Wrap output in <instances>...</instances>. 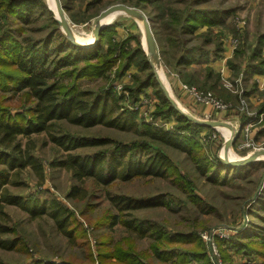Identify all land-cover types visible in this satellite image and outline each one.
<instances>
[{
	"label": "rangeland",
	"instance_id": "obj_1",
	"mask_svg": "<svg viewBox=\"0 0 264 264\" xmlns=\"http://www.w3.org/2000/svg\"><path fill=\"white\" fill-rule=\"evenodd\" d=\"M54 1L42 0L51 17L40 12L41 10L37 8L32 12L26 24L20 21V23H14V29L19 32L13 38L18 43L23 37L41 39L52 29L58 30L66 37L57 22L58 14ZM58 1L61 7L65 6L67 8V11L63 12L71 33L80 40L90 38L94 19L111 6L125 5L144 14L149 20L158 52V67L156 70L158 80L179 108L186 111L188 110L187 99L177 89L176 82L180 80L184 85L204 92V90L197 87L198 85H188L189 78L187 75L205 76L204 69L208 67L203 65H206L207 61H215L219 57L223 58L227 44L233 38L238 39L236 53L233 52L235 54L230 53L225 56L229 60H225L224 57L221 61L225 63L228 60L227 64L229 61H233V63L241 64L244 67L245 65H242V62L244 60L246 64L250 62L248 58L255 49L257 41L264 38V0H146L145 3L138 0ZM193 1L196 2L192 5ZM186 7L193 9L192 11L207 10L213 11L214 14L219 12L227 15L223 16L221 23L210 27L209 40L203 37L207 34V26L197 29L190 35H182L180 32L175 35V26L181 30L179 27L180 21H183L181 13ZM175 12L177 13L175 14ZM173 17L178 19L179 22L172 21ZM218 17L220 16L218 15ZM102 23L112 25V29L105 35L103 50L106 48L115 49L131 37L128 46H126V52L129 53L123 54V58L119 61L116 60L113 67L105 74V78L86 76L82 80L76 81L75 84H77L79 90H88L92 93L100 90L103 91V95L104 92H110L114 97L110 96L105 101L107 109L111 108L114 112L111 115L108 114V117L115 116L118 113L116 110L119 106L123 108V111L134 113L138 128L142 124H148L167 131H174L177 123L174 118L163 119L154 115L157 99L154 95L156 90L153 87L146 90L147 96L140 95L139 101L134 105L129 103L128 92L124 91L125 86H133L135 83L133 74L139 79L146 75V72L141 73L138 71L139 60L143 59L148 65L149 72H152V67L148 62L151 56L148 54L140 26L121 12L110 14ZM120 25L126 28H122ZM176 41H184L180 51L175 48V46H178ZM138 48L141 49V54L133 61L126 74L121 77L120 71L125 57ZM103 50L98 53V59H106L102 57ZM184 51L193 58L194 61L190 64L193 66L192 68H186L177 79L175 77L178 75L175 68V59ZM116 55L117 52L111 53L108 58H116ZM199 55L202 57L199 58ZM263 55L264 47L260 57L264 58ZM95 59L93 58L91 62ZM85 63L77 62L76 68ZM2 69L6 72L8 68L4 66ZM74 74L76 73L74 72ZM263 74L264 72L259 75ZM249 77L250 79L245 81L241 71L236 76L231 72L229 76L219 80L222 89L229 90L228 92L224 89L230 93V96H237V104L233 102L232 98L225 99L220 96L217 91L211 89L205 91L210 93L216 101L229 106L225 112L232 111V113H236L238 110L242 112L241 107L246 106L244 111H247L248 115L255 119L252 121L253 128L248 138L245 139L239 136L237 141L224 152L225 139L231 136V132L228 130L202 128L181 133L182 135L188 133L191 136L189 143H195L211 160H214L215 156L221 163H223V160L238 161L259 150H264V87H259L251 78L252 75ZM153 78L162 91L157 78L155 76ZM64 84L69 86L73 84V81L68 78V80H64ZM256 90L262 92L256 97H260L263 103L250 106V104H247V96ZM246 91L249 94H246ZM23 96L20 92L13 93L0 89V108L10 111L11 114L26 111V109L33 106V102H26ZM224 99L228 101H224ZM262 108L263 111L261 110L262 112L258 113ZM224 121L227 122L228 120ZM232 126L236 125L232 124ZM59 127L72 134L108 138L123 143L141 138L135 131H120L101 125L85 130L60 122ZM21 144L22 146L27 144L32 149V154L38 157L43 164L42 178L38 179L33 171L26 168L14 179L17 182L16 186H8L9 191L24 199H38L39 202H43L54 198L63 204L70 213V230L73 232L74 241L72 242L60 235L46 216L30 219L28 214L20 208L8 206L6 211L10 215L11 224L14 226L16 233L23 237L26 251L0 250V260L5 264H27L36 259L65 264H123L120 261V258H124L121 254L122 251H129L133 258H136L141 264L185 263L184 260L180 259L163 262L157 260L154 255V249L162 247L167 249L168 252L173 247L191 251L192 248L189 245L175 243L176 238H173L172 244L157 245L152 243L148 237L139 238L137 234L127 231L122 225H114L112 228L106 227L108 224H105V222L112 216V213H116L106 198V194L127 195L138 199L159 197V200L164 201L167 207L159 205L131 213L140 221H149L171 237H174V233L176 235L177 233L188 234L192 232L198 236L213 229L227 228L232 229L233 232H242L248 231L256 225L250 241H242L246 244L239 247L237 251L228 248H225L224 251L219 249L220 259L222 264H264V220L259 221L257 218L252 217L253 213H256V206L254 203L252 204L255 195L258 193V195L260 194L259 197L264 198V156H258L254 161L241 166L236 172L233 170L226 172L225 177L227 180L223 184H211L206 180V176L204 177L197 172L196 166L191 163L184 152L159 146L156 148L171 161L170 178H138L128 182L116 180L109 186H95L86 181L84 183L85 198L71 200L66 197L71 187L75 185V182L70 178V173L64 169L51 168L50 166V163L54 159L60 158L62 154L47 141L43 134L32 135L29 139H21ZM85 151L91 152L93 150L86 149L80 153ZM223 173L224 171L218 172L217 179L220 180L224 176ZM178 176H181L182 179L179 181L180 185L175 183V178ZM260 230L263 234L259 236L260 233L258 232ZM199 242L205 246L202 251L206 253L210 264L206 245L200 238ZM196 252L201 253L198 250ZM186 261H190L187 264L204 263L203 260L199 262L189 258Z\"/></svg>",
	"mask_w": 264,
	"mask_h": 264
},
{
	"label": "trees",
	"instance_id": "obj_2",
	"mask_svg": "<svg viewBox=\"0 0 264 264\" xmlns=\"http://www.w3.org/2000/svg\"><path fill=\"white\" fill-rule=\"evenodd\" d=\"M138 1L147 2L146 0ZM194 2L196 1H193L192 5ZM15 7L17 9H14ZM37 8L41 10L40 12L51 17L42 0H0V89L13 93L20 92L21 95H24L23 98L26 102H33V106L29 109L15 114L0 108V250L26 251L23 237L16 233L11 224L10 215L6 211L8 206L20 208L28 214L30 219L46 216L60 235L74 241L73 232L70 230V213L63 204L54 198L43 202H39L38 199H24L9 191L8 186H16L17 182L14 179L26 168L33 171L38 179L42 178L43 164L38 157L32 154V149L27 144L25 146L21 144V139H29L32 135L43 134L47 141L62 154L60 158L54 159L50 166L51 168L64 169L70 173V178L75 182V185L71 187L66 197L71 200L85 198L84 183L86 181L95 186H109L116 180L128 182L138 178H170L171 161L156 148L159 146L184 152L191 163L196 166L197 172L206 176V180L211 184H223L227 180L226 172L229 170L236 172L240 169V167L221 163L215 156L214 160H211L195 143H189L191 136L188 133L187 135L181 134L187 130L192 132L204 127L190 123L170 106L143 59L139 60L137 67L139 72H146L145 77L139 79L133 74L135 81L133 86L124 87V91H127L129 95V103L136 104L140 95L147 96L146 90L153 87L156 90L154 95L157 99L155 117L174 118L177 122L175 130L167 131L148 124H142L138 128L134 113L123 111V108L119 106L116 110L118 113L113 117H108V114L111 115L114 111L111 108L107 109L105 100L114 96L110 92H104L103 95V91L100 90L94 93L88 90H79L75 82L86 76L105 78V74L113 67L116 60L119 61L123 58V54L129 53L126 52V46H128L131 37L115 49L106 48L103 50L105 35L112 29V26H109L101 30L99 40L94 46L81 48L70 43L58 30L52 29L41 39L23 37L18 43L13 38L19 32L14 29V23L26 24L32 12ZM62 9L64 12L67 11L65 6H62ZM192 10L189 7L182 10L183 21H180L179 26L181 30L175 26V35L178 32L182 35H190L197 29L207 26V34L203 37L209 40L210 27L221 23L223 16L227 15L219 12L214 14L213 11L207 10ZM173 20L178 21L175 17ZM183 43L184 41L178 42V46L175 48L180 51ZM263 47L264 38L257 41L255 49L248 58L250 62L245 63L244 67L241 64L233 63V61H229L227 64L228 59L226 64L232 74L236 76L242 71L245 79L250 75H259L264 72V58L260 57ZM102 50L104 51L102 57L106 59L97 58L98 53ZM115 52H117V57L109 59L108 55ZM234 52L236 53V51ZM59 53L61 54L59 55ZM140 54L141 49L138 48L125 57L120 71L121 77L126 74L130 65ZM201 57L199 55V58ZM93 58L96 59L91 62ZM193 61V58L185 51L179 55L175 59L178 75L182 74V72L180 73L182 68L190 65ZM77 62L86 63L76 68ZM4 66L8 68L6 72L2 69ZM68 66L72 67L61 69ZM204 71L205 76L202 79H199L198 74L187 75L189 78L187 84L198 85L197 87L204 91L210 89L217 91L220 96L225 99L232 98L233 102L237 104V96H230L229 91L226 92L225 88L222 89V85H219L220 76L215 75L208 68ZM68 78L73 81V84L69 86L64 84V80H68ZM218 85L219 88H217ZM225 99L224 101H228ZM261 110L263 111V108L258 113L262 112ZM245 119L247 120V117L244 116L241 124H244ZM60 122L85 130L101 125L120 131H135L141 138L123 143L108 138L72 134L59 127ZM86 149L93 151L80 153ZM220 171H224V176L219 180L216 175ZM180 177L175 178V183L178 185L182 180ZM257 195L252 200V204L254 203L256 206V213H253L252 217L262 221L264 220V198L259 197L260 194ZM106 198L116 212L112 213V216L105 222L108 224L106 227L122 225L127 231L137 234L139 238L148 237L152 243L157 245L172 244L171 241L176 238L175 243L189 245L192 248L190 251L173 247L170 252L163 247L154 249L157 260L167 262L180 259L184 260V264H187L190 261L187 262L186 259L189 258L199 262L203 260V264H209L206 253L202 251L205 246L203 243L200 244L196 233H177L176 235L174 233V237H171L149 221H140L132 215L133 211H141L159 205L166 206V203L160 201L159 197L138 199L127 195L106 194ZM255 227L256 225L248 231H234L228 239L217 240L220 251H224L225 248L237 251L239 247L246 244L242 241H250ZM258 233H260L259 236L263 234L262 230ZM121 254L124 257L120 258L123 264H141L140 261L133 258L129 251H122ZM0 264L5 263L0 260ZM27 264L65 263H52L36 259Z\"/></svg>",
	"mask_w": 264,
	"mask_h": 264
},
{
	"label": "water",
	"instance_id": "obj_3",
	"mask_svg": "<svg viewBox=\"0 0 264 264\" xmlns=\"http://www.w3.org/2000/svg\"><path fill=\"white\" fill-rule=\"evenodd\" d=\"M54 3H55L56 11L58 14L57 22H58L59 26L61 27V29L63 30L66 38L68 39V41L70 43H72L78 47H81V48L92 47L98 42L99 34H100L101 30L105 27L110 26L108 24L102 23L103 20L107 16H109L110 14L117 13V12H122L125 15H127L129 18H131L133 21H135V23H137L141 28V32H142L143 38L145 40V44L147 47L148 54L151 56V59H149L148 62L150 64V66L152 67L153 75L158 80L157 71H156L157 67H158V58H159L158 52H157V48L155 45L154 36L151 32L149 20L144 16V14L137 11L135 8H131V7H128L125 5L111 6V7L107 8L106 10L102 11L99 14V16H97L94 19L90 39L89 40H85V39L80 40V39H77L76 37H74L73 34L71 33V29L69 27V24H68L66 18H65L63 9H62L59 1L55 0ZM158 82H159V85L161 86L162 92H163L166 100L170 104V106L176 112H178L182 117H184L186 120H188L190 123L197 125V126H200V127H204V128L225 129V130H228L231 132V136L226 139V141L223 145L224 152H226L228 150V148H230L237 141V139L239 138L240 132L243 128V125L241 123H237L236 126H232V124L229 121L225 122V121L202 120V119L194 118L191 115H189L187 112H185L181 108H179V106L175 103V101L169 95L166 88L161 84V82L159 80H158ZM258 156H264V150H259L255 153H252L242 160H238V161H225V160H223V163L226 165H229V166H233V167H241V166H244V165L254 161Z\"/></svg>",
	"mask_w": 264,
	"mask_h": 264
},
{
	"label": "built area",
	"instance_id": "obj_4",
	"mask_svg": "<svg viewBox=\"0 0 264 264\" xmlns=\"http://www.w3.org/2000/svg\"><path fill=\"white\" fill-rule=\"evenodd\" d=\"M237 46H238V39L237 38L230 39L226 47V52L224 51L223 58L229 55L230 53H233L238 48ZM226 59H229V58L225 57V60ZM220 74L222 75V72H220ZM254 81L256 82V84L259 85V87L263 88L264 87V74L256 76L254 78ZM180 92L182 94L188 95L195 104L200 105V106L211 107L213 110L217 112L225 111L229 107L225 104H221L219 101H216L210 93L205 92V91L204 92L197 91L195 88L191 86H186L183 84L180 87ZM244 107L246 106L243 105L241 107L242 111H244ZM206 119H208V117ZM253 120L255 119L251 116L246 126L242 128L240 135H239L241 138H245V139L248 138L251 132V129L253 128V124H252ZM232 233H233V230L230 228H227V229H213L209 232L198 235V237L206 245L207 254L209 256L211 264H222L221 259H220V254H219V247H217L218 245L216 241L219 239H228Z\"/></svg>",
	"mask_w": 264,
	"mask_h": 264
},
{
	"label": "crops",
	"instance_id": "obj_5",
	"mask_svg": "<svg viewBox=\"0 0 264 264\" xmlns=\"http://www.w3.org/2000/svg\"><path fill=\"white\" fill-rule=\"evenodd\" d=\"M122 13V12H121ZM127 16V15H126ZM128 17V16H127ZM129 18V17H128ZM126 22H129V21H126ZM105 24V23H104ZM110 26H112L111 24H108ZM122 28H126L125 26L123 25H120ZM130 31V30H129ZM226 52V50H225ZM223 58H219V59H216L215 61H209L207 62L206 65H203V66H207L208 69H210L215 75H219L220 76V79H224V77H227L229 76V74L232 72L231 70H229V68L224 65L225 63L222 62ZM246 63V61L244 60L242 62V65H244ZM193 65H188V66H185L184 68H182L181 72L183 73L184 70H186V68L188 69V67H191L192 68ZM205 70V69H204ZM220 72H222V75L220 74ZM179 76L180 75H177L175 76L177 79H179ZM256 76H259L258 74H255L254 76L252 75V79H254ZM203 76H200L199 79H202ZM250 77H246L245 78V81L246 80H249ZM177 84V89L179 90L180 92V87L183 85L182 82H180V80L178 82H176ZM220 85V83H219ZM217 86V88H219L220 86ZM222 85V84H221ZM227 90V89H225ZM229 91V90H227ZM181 93V92H180ZM245 93H248L247 91ZM257 93V94H256ZM262 92H260V90H256L255 92L249 94L247 96V101L248 103L247 104H250V106H256L260 103H263L262 100L260 99V97H256V96H259ZM182 94V93H181ZM184 95V96H183ZM182 96L183 97H186V105H187V111L185 109H183L184 111H186L189 115H191L192 117L194 118H197V119H201L203 118L204 120L208 117V119L206 120H215V121H224V120H228L230 121L231 124H234L236 125L237 123H241V120L242 118L245 116L247 117V120L245 119V122L243 125L246 126L247 122L249 121V118L251 116H247V111H242V112H239V110L235 113L232 111H229L231 112V114H229V112H225V111H214L211 107H206V106H200V105H196L192 100L191 98L186 95V94H183ZM192 105H194L195 107H193ZM181 106L183 107V105L181 104ZM192 106V107H191ZM248 110V109H247ZM215 116V117H214ZM261 136V135H259Z\"/></svg>",
	"mask_w": 264,
	"mask_h": 264
},
{
	"label": "bare ground",
	"instance_id": "obj_6",
	"mask_svg": "<svg viewBox=\"0 0 264 264\" xmlns=\"http://www.w3.org/2000/svg\"><path fill=\"white\" fill-rule=\"evenodd\" d=\"M90 39V38H89ZM89 39H86V40H89ZM223 130H225V129H223ZM225 136V135H224ZM226 137V136H225Z\"/></svg>",
	"mask_w": 264,
	"mask_h": 264
}]
</instances>
